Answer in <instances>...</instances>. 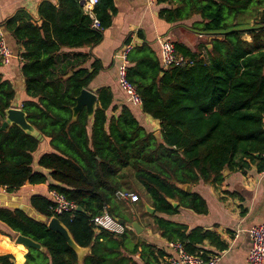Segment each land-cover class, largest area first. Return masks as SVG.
Masks as SVG:
<instances>
[{
    "label": "trees",
    "instance_id": "obj_1",
    "mask_svg": "<svg viewBox=\"0 0 264 264\" xmlns=\"http://www.w3.org/2000/svg\"><path fill=\"white\" fill-rule=\"evenodd\" d=\"M156 2L174 6L159 13L169 24L200 17L192 30L214 37L203 58L175 43L181 55L194 60L190 67L163 70L146 45L128 54L127 80L137 89L142 112L159 122L160 138L128 106H115L110 88L98 90L92 119L86 109L74 117L77 97L99 69L95 65L90 71L86 67L90 55L75 50L101 43L111 22V0H99L93 16L80 0L44 1L36 24L25 11L0 23L4 34H11L22 47L21 73L29 97L22 109L53 148L37 162L41 144L37 136L16 125L2 129L16 91L0 72V189L15 194L26 184L50 183V190L82 209L57 218L77 245L89 250L80 263L64 237L48 229L55 217L52 199L35 195L30 206L47 222L20 209L0 207V226L8 230L4 234L8 241L20 234L45 250H24L25 264H161L165 252L132 227L139 212L153 218L151 226L163 239L191 255L204 251L207 260L227 250L216 232L189 230L168 217L182 208L208 213L206 201L182 186L219 187L225 169L244 170L253 161H259V171H264V0ZM246 34L251 42L244 40ZM138 184L154 213L144 209L142 200V210L136 211L133 203L116 199L118 191L137 192ZM105 212L125 221L122 234L95 226L94 218ZM205 244L216 251H205ZM0 264H17L15 255H0Z\"/></svg>",
    "mask_w": 264,
    "mask_h": 264
},
{
    "label": "crops",
    "instance_id": "obj_2",
    "mask_svg": "<svg viewBox=\"0 0 264 264\" xmlns=\"http://www.w3.org/2000/svg\"><path fill=\"white\" fill-rule=\"evenodd\" d=\"M44 1L57 3V0H0V23L12 18L18 11H25L36 24L39 20V6ZM111 1L113 5V10L109 12L111 22L103 32L101 43L92 48L75 50V52L90 55V60L86 64L90 71L94 69L95 65L99 68L87 89L97 94L101 88H110L114 95L115 106L118 108L128 106L149 131L159 134L160 137L159 122L144 114L142 107L134 106L119 85L120 68L123 64L121 55L128 40L131 39L134 48L148 46L163 67L160 41L164 37H171L176 44L184 46L190 52L203 55H207V52L211 50V41L214 37L199 35L192 30V24L200 21V17L174 24H169L161 19L160 11L174 7L170 4H150L146 0ZM250 25L253 27L255 21L252 20ZM5 37L12 51L13 59L9 66L0 67V72L5 79L12 83L16 91V98L11 108H21L22 104L29 100L26 94L25 80L21 73L22 62L19 55L22 52V47L16 44L11 34H5ZM244 40L251 42L252 37L250 34H246ZM118 113L119 111L116 112V114ZM51 152H53V148L50 140L42 136L41 144L35 154L36 161L38 162L43 154ZM249 164V167L244 170L227 169L224 174V182L219 187L204 183L190 186L191 192L197 193L206 201L208 207L206 215H199L182 208L177 215L168 217L172 222L186 225L189 230L202 228L216 232L221 240L228 245L227 250L217 252L222 256L219 264H248L252 247L250 230L255 226L264 225V171H259V161L249 162ZM43 172L48 173L47 171ZM49 184H26L15 194H8L5 190L0 189V207L23 209L30 216L39 218L41 216L30 206V200L35 195L48 197ZM142 203L144 209L146 206L151 208L149 199ZM136 222L143 229L140 235L149 244L165 252L166 255L161 261L173 254L170 243L151 226L153 224L152 217L143 216L139 212ZM0 230V255L13 254L17 264H25L24 249L14 244L15 239L8 241L4 237V234L8 232L4 226H0ZM203 248L207 252L216 251L208 244H205ZM200 252L204 253V251Z\"/></svg>",
    "mask_w": 264,
    "mask_h": 264
},
{
    "label": "built area",
    "instance_id": "obj_3",
    "mask_svg": "<svg viewBox=\"0 0 264 264\" xmlns=\"http://www.w3.org/2000/svg\"><path fill=\"white\" fill-rule=\"evenodd\" d=\"M150 4L157 3L156 0H146ZM84 11L93 16V10L99 3V0H80ZM94 26L99 27V22L95 20ZM163 69L169 70L174 67L184 68L190 67L194 64V60L189 57L181 55L177 49L175 42L171 37H164L160 41ZM134 44L131 42L124 48L121 58L122 66L120 68L119 85L123 91L128 95L129 101L138 107H142L141 98L137 89L127 80V69L129 67L128 54L134 49ZM205 54L201 55L203 58ZM13 54L7 43L5 34L0 29V62L2 66H9L12 62ZM22 108V107H21ZM49 196L53 201V213L63 215L64 213H73L77 210V206L68 201L65 196L59 194L57 191L50 190ZM116 199L120 202L136 203L139 196L130 191H118ZM93 223L98 228H103L113 233L122 234L125 230V225H121L116 219L111 217L108 213L94 218ZM250 237L252 247L248 257V264H264V225H258L250 230ZM173 254L163 259L162 264H219L221 254L210 256L207 260L203 258V252L196 255H191L185 249L176 244H170Z\"/></svg>",
    "mask_w": 264,
    "mask_h": 264
},
{
    "label": "water",
    "instance_id": "obj_4",
    "mask_svg": "<svg viewBox=\"0 0 264 264\" xmlns=\"http://www.w3.org/2000/svg\"><path fill=\"white\" fill-rule=\"evenodd\" d=\"M98 102V95L91 92L88 89L82 90L80 95L77 97V104L73 108L74 117L76 118L79 113L86 109L88 116L90 119L93 118L96 106ZM16 125L20 127L22 130H24L26 133L37 136L39 140H42V135L39 134V132L36 130L35 127H33L27 120V115L23 111L22 108H11L6 112L5 120L2 123V129H7L10 126ZM156 137H159V134H155ZM227 172V169L224 170V174ZM182 188L186 191H190V185L182 186ZM172 204L177 207L179 204L177 202L172 201ZM23 210V209H20ZM146 210L149 213H154V209L150 208L149 206H146ZM24 211V210H23ZM78 212H82L81 208L77 209ZM26 212V211H25ZM27 213V212H26ZM32 217V216H31ZM37 220H41L43 222H47V219L44 217L36 218ZM117 221L121 225H125V221L121 219H117ZM133 229L137 232L138 235H140L143 232V229L141 226L134 222L132 224ZM48 229L52 230L55 233L61 234L64 239L66 240L67 244L71 249H73L79 256V261L82 263V260L84 256L89 252L88 249H83L77 245L75 240L73 239L70 231L68 228L60 221L59 218L53 217L48 222ZM14 244L17 246L22 247L24 250L28 249H37L40 251L45 252L43 246L39 244L38 242L34 241L31 238L25 237L23 235L18 234L14 240Z\"/></svg>",
    "mask_w": 264,
    "mask_h": 264
},
{
    "label": "rangeland",
    "instance_id": "obj_5",
    "mask_svg": "<svg viewBox=\"0 0 264 264\" xmlns=\"http://www.w3.org/2000/svg\"><path fill=\"white\" fill-rule=\"evenodd\" d=\"M138 187H139V192L138 191L137 192L134 191V193H136V195H138L139 198L142 199V202L143 201L146 202V199L148 200V195L146 194L144 188L140 184H138ZM130 192H131V190H130ZM140 194H141V197H140ZM141 199L138 202H136V203H133V204L131 203L132 206H135L133 208L136 209V211L142 210V208H141V202H140Z\"/></svg>",
    "mask_w": 264,
    "mask_h": 264
}]
</instances>
